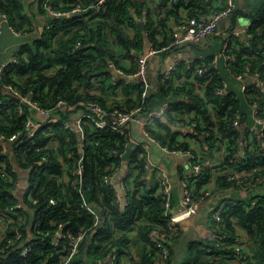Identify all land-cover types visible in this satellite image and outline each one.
Here are the masks:
<instances>
[{"label": "trees", "instance_id": "trees-1", "mask_svg": "<svg viewBox=\"0 0 264 264\" xmlns=\"http://www.w3.org/2000/svg\"><path fill=\"white\" fill-rule=\"evenodd\" d=\"M97 1L36 0L34 11L25 0H0V10L7 14L8 26L21 33L36 32L18 46L14 59L3 67L0 74V135L8 141L10 136L22 132L24 126V116L17 111L19 99L6 88L7 85H13L23 95H30L43 107L53 106L58 99H63L67 104V115L56 112L55 117L44 120L43 129L28 142L18 145L11 142L12 157L0 147V161L6 162L4 172L8 171V174L5 173L7 177L0 175V209L5 210L19 201L11 190L14 180L18 179L17 171H10L11 166H14L11 160L14 159L19 166L31 169L30 181L34 185V202H28L29 208H22L27 216V222L22 226L25 235L29 225L33 238L41 237L36 227L50 233L59 226L71 231L90 227L93 218L79 206L81 197L73 182L61 180L64 163H73L74 159L82 155L84 195L105 210L108 219L103 226L88 232L79 252L69 264H94L113 252L117 253L118 258L128 256L129 260L136 253V264H159L155 257L156 248L148 237L152 226L163 225L161 200L155 195L156 184L152 181L147 184L141 177H136L127 186L128 204L120 208L116 202V190L102 180L105 173L119 164L110 150L121 147L125 137L109 128H96L89 121L85 124L86 135L80 151L77 134L65 129L63 121L82 102L96 101L109 109L140 105L141 109L147 110L153 106V96L159 95L169 102V107L165 118L156 124L166 128V133L162 134L153 127L151 129L156 137L164 143L168 141L171 145L187 146L186 142H175L168 123L175 117L193 114L192 119L197 121V126L189 131L188 136L196 137L202 151L210 154L214 148L230 143L227 155L230 156L241 136V130L231 123L232 113L238 109L242 119L248 121L252 110L249 96L255 92L264 100V91L247 75L248 88L243 97H238L233 90L225 95H217L215 90L222 85V77L217 68L212 66L213 56L206 55L209 65L207 71L193 77L197 58H193L188 65L180 59L166 79L163 72L158 73L156 90L152 89L142 99L141 86L133 80L125 81L123 77L114 76L107 69V60L113 59L116 67L126 73L133 72L136 66L126 68L121 60H134L135 53L143 47L144 36L148 37L154 48L163 47L175 38L174 32L167 26L169 13L163 15L164 9L152 8L149 0H105L100 4V9L94 11L92 5ZM167 1L160 0L159 3L165 5ZM184 1H187L186 15L200 17L209 15L214 9L223 8L226 0H178L172 7H178L180 3L183 5ZM76 4L86 10L70 16H52L49 13V6L56 10H70ZM173 13L178 18L177 12ZM238 13L240 10L237 5L233 15ZM246 15L250 19L248 32L251 36H242V39L228 36L225 40L228 44L226 53L235 56V60H227L228 67L233 76L259 71L264 78V2L256 10L246 11ZM142 16L143 29L136 19ZM38 17L45 20L41 32L36 30ZM181 78L182 81L176 82ZM206 79L209 82L200 87L203 88L200 93L196 84ZM257 138L255 135L256 151H260L258 163L264 165V151L259 149ZM233 144L234 148H231ZM136 153V149H130L126 157L137 161L135 168L139 176L142 167L136 159ZM68 154L70 159L67 158ZM42 156L48 160L40 163ZM225 172L215 176L214 190L234 185V181L227 179ZM209 173L205 171L198 188ZM254 193L259 197L254 206H250L254 195L244 198L233 195L224 205L222 215L229 229L232 230L235 223L247 231L251 250L248 264H264V188L256 189ZM51 197L55 199V204L45 208ZM11 225L9 223L8 229H5L6 233H9ZM5 245V241H0V254H3L1 250ZM18 248V245L13 246L0 264H42L45 260L46 264H58L67 254L63 243L59 247L34 245L24 257L17 256L15 251ZM169 249L170 255L162 264H174L171 244ZM186 249L187 255L179 264H230L228 255L234 253L232 249L210 238L191 236L187 239Z\"/></svg>", "mask_w": 264, "mask_h": 264}, {"label": "built area", "instance_id": "built-area-1", "mask_svg": "<svg viewBox=\"0 0 264 264\" xmlns=\"http://www.w3.org/2000/svg\"><path fill=\"white\" fill-rule=\"evenodd\" d=\"M105 0H98L92 5L94 11L100 9V4ZM178 0H168L170 4L176 3ZM187 1L183 2L186 7ZM49 13L52 16L80 14L86 9L79 4L74 5L70 10H56L49 6ZM237 9V3L234 0H226L225 6L220 9H214L209 15L205 16H182L178 23L180 31L179 36L175 37L167 45L154 48L150 47L147 53L139 54L135 57L136 69L133 72L124 74L121 68L116 67L115 63L108 60L109 67L112 73L120 74L125 78V81H135L141 86V98L144 99L153 89L152 71L148 64V56L158 51L171 48L173 46L184 43H200L207 37H211L218 32V25L221 19L231 15ZM8 23V16L0 10V33L4 25ZM249 24L241 29L232 28L226 31L227 37L249 38L251 34L248 32ZM10 29L15 31L11 26ZM22 34L21 32H17ZM227 39V38H226ZM225 39V40H226ZM227 41L222 44L221 50L214 56L216 58L223 56L227 60H235V56L226 53ZM14 52L9 61L14 59ZM198 62L194 65L192 76L201 74L209 69L206 61V54L200 53L195 56ZM180 59L173 60L165 69L164 79L169 77ZM186 64H190L193 59H182ZM8 61V62H9ZM0 65V72L8 63ZM235 75V74H234ZM247 75L255 81L264 91V78L259 71L246 74H236L234 77L243 82L242 89L245 92L247 87ZM135 79V80H134ZM116 80L113 81L115 83ZM209 82L206 79L203 83L196 84L197 87H204ZM6 88L16 96L18 100L17 111L24 116V126L22 132L10 136V142L15 145L26 143L36 136L39 130L43 129V123L34 117V113H38L47 121L48 118L55 117L56 112H64L66 115L67 104L63 99H58L51 107L40 106L36 101L31 99L30 95H23L13 85H7ZM203 92V88L198 90ZM229 90L226 84L222 82L220 87H217L215 93L217 95H225ZM249 97L252 99V110L250 119L243 120L240 111L237 109L232 113L231 123L241 130V136L237 146L234 144L232 155L227 156L230 152V143H224L221 148H214L211 153H205L201 149L200 141L196 137L190 138L189 131H192L197 126V121L192 119V115H184L183 117H175L169 121V126L174 133L175 142H186L187 146L172 145L167 141L164 143L156 137L151 129L152 127L165 134L164 127L157 126V121L165 118L169 107V102L164 100L158 106H152L147 110L141 109V106L130 108H105L96 101H86L80 104L73 114L63 121V127L69 131H73L79 138V150L83 149V141L86 131L85 124L93 123L96 128H109L125 137V142L121 147H113L110 153L116 157L119 164L105 173L102 177L104 184L111 185L116 190V202L120 208H124L128 204L126 198V190L129 182H133L136 177L144 179L145 183L151 181L156 184L155 195L161 200V220L163 225H154L150 228L148 237L157 251V261L159 264L165 262L169 255V244L180 238L186 231L191 230L193 238H210L217 241L218 244L232 249L233 254L230 257V264H248L251 257L249 248L248 233L241 226L233 223V229H229L224 222L222 211L226 202L233 195L241 198L248 195H254L250 201V206H254L259 197L254 193L256 189L264 188V165L258 163L256 144L254 136H258V146L261 151H264V100L260 99L259 95L252 92ZM237 98V96H236ZM262 100L263 103H259ZM70 119H73L70 121ZM0 140L4 138L0 135ZM130 149H136V159L141 162L142 173L138 176L137 161H132V158L126 157ZM67 158L71 156L68 154ZM48 158L42 156L40 163L47 161ZM236 164L240 166H236ZM65 170L61 180L73 182L75 188L80 194L79 206L87 211L92 218V225L87 228H81L77 231L63 229L59 226L54 232H43L36 227V232L40 233L41 237L33 238L31 235V225L27 227L26 235L22 230L27 222V216L22 208H29L28 202L33 200L34 185L28 178L25 187L23 199L13 203L5 210L0 209V241H5L0 254V261L10 253L13 246L18 245V250L15 251L17 256L24 257L32 251L34 245H50L59 247L62 243L67 251L66 256L58 264H69L73 256L79 252L80 245L85 239V236L90 230L103 226L108 219V214L95 202H90L83 192V156L73 160V163L66 161L64 163ZM6 162L0 161V175L7 177L8 171L4 172ZM10 171L16 172V167L11 166ZM210 171L208 177L198 188L202 176L205 171ZM226 177L234 181V185L214 190L215 176L225 171ZM5 173L6 176H5ZM35 183V182H34ZM118 185V187H117ZM20 186V179L14 180V185L11 190L14 192ZM16 193V192H15ZM55 204V199L51 197L45 206ZM205 208L207 213L203 222L197 221L202 214V209ZM187 221V222H186ZM9 223L11 229L6 233ZM38 223L36 224V226ZM50 235V237H48ZM27 241V242H25ZM8 248V249H7ZM17 249V247H15ZM122 256L118 258L117 253H110L105 259L94 264H121ZM46 260L42 264H46Z\"/></svg>", "mask_w": 264, "mask_h": 264}, {"label": "crops", "instance_id": "crops-1", "mask_svg": "<svg viewBox=\"0 0 264 264\" xmlns=\"http://www.w3.org/2000/svg\"><path fill=\"white\" fill-rule=\"evenodd\" d=\"M35 1L36 0H25V2L27 4H29L31 9L34 11H36L35 4H34ZM159 1L160 0H149V4L152 8L158 7V9L159 8L164 9L165 14H163V15H166L167 13H169V15L166 19L167 24H168L167 26H168V28L170 27L172 29L175 37L179 36L180 31L178 29V23H179L180 18L182 16L186 15V9H185L184 5H182V3H180L178 7H172V4H170L168 1L165 5H163L162 3H159ZM235 1L239 7L240 13H238L236 16L231 14V15L220 20L219 25H218V32L210 37V39H211L210 44H208V41L206 39L203 40L202 42L198 43L199 47H197L193 44H189V43L185 44L184 43L181 45L173 46L171 48L158 51V52L148 56V64H149V67L152 71L153 90H156V88H157V75L158 74H156V73L162 72V70L165 69L173 60H175V59H186V58L193 59V58H195V56L199 55L200 53L206 54L208 56H213V58H214V56L221 50L222 44L225 42L226 31L231 27V25H233L235 23L233 28L241 29L242 27L246 26L247 24H250V19L246 15V11H249V10L254 11L264 2V0H235ZM175 11L178 14V18H176V16H175L176 13L175 14L173 13ZM136 19L139 22L144 23V16L138 17ZM38 22H39V24H38V27L36 30L41 32L42 26H43L45 20L43 17H38ZM35 33H36L35 31H31V32L23 31L22 34H18L15 31H13L12 29H10L8 25H4L2 32L0 33V65L8 62L9 59L14 54V52L18 50V46L21 43L27 41L29 39V37H33L35 35ZM206 45H208V46L205 49H201V46H206ZM150 47H152V42L148 39L147 36H144L143 47L140 51H137L135 53L134 60L130 61L129 59H123V60H121L122 61L121 64L124 65L126 68L132 69V66L133 67L136 66L135 57L139 54L147 53V50ZM220 59H222L223 67L230 74V76L233 77V79H235L239 82V85L237 82H235V84L230 86V84H228L229 83L228 80L226 81L223 79V76L221 75V73L218 70V61ZM110 61L115 63L114 60L111 58H110ZM212 66L215 67V69L217 68L218 72L220 73V75L222 77V81L226 84V87L228 90L235 91L237 93L238 97L244 96V92L242 89L243 82L240 81L239 79L235 78L231 74V71L228 67L227 59H225L223 56H219L216 58L215 62L214 61L212 62ZM107 69L110 72L112 71V69L109 67L108 62H107ZM0 74H1V72H0ZM124 74H126V72H124ZM155 74H156V77H155ZM114 76L123 77L120 74H114ZM179 81H182V78L180 80L178 79L176 82H179ZM0 86H1V84H0ZM230 87H232V88H230ZM164 100H165V98H162L159 95H155L152 98V104H153V106H158ZM73 112L74 111L70 112V116L73 114ZM34 117L37 120H39L40 122L44 121V117L41 116L40 114L36 113V112L34 113ZM72 120L73 119H70V121H72ZM0 147H2L3 150L5 152H7L9 154V156L12 157L13 149H12V143L10 141H6V140L1 141L0 140ZM11 162L16 167L17 176L20 179V186L16 189L15 192H16L18 199H23L24 194H25V187H26V184L28 182V178L30 179L31 169H26L24 167L19 166V164L14 159H12ZM182 238H183V235L171 243V245L173 246V249H174V251H173V259H174L173 263L174 264H179L187 255V249H186L187 248V241L186 242L181 241ZM134 257H136V253L130 257V260L128 259V256H127V258L122 256L123 260H122L121 264H136L137 259H134ZM155 257H157V255Z\"/></svg>", "mask_w": 264, "mask_h": 264}, {"label": "water", "instance_id": "water-1", "mask_svg": "<svg viewBox=\"0 0 264 264\" xmlns=\"http://www.w3.org/2000/svg\"><path fill=\"white\" fill-rule=\"evenodd\" d=\"M139 25H140L141 28L144 27L143 22H139ZM226 38H227V35H225V39H226ZM206 40L208 41V44H210V42H211V41H210V40H211L210 37H207ZM187 43H189V42H187ZM187 43H185V44H187ZM189 44H193V45L199 47L198 43H189ZM207 46H208V45H206V46H201V49H205ZM174 58H175V57H174ZM156 74H158V73H156ZM156 74H155V77H156ZM78 136H79V135H78ZM117 187H118V185H117ZM206 213H207V210H206L205 208H203V209H202V214H201L200 217L197 219V221L203 222V221L205 220V215H206ZM186 222H187V221H186ZM184 234H185V235H183V238H182L181 241L186 242L187 239L192 235V231H191V230H188V231H186Z\"/></svg>", "mask_w": 264, "mask_h": 264}, {"label": "rangeland", "instance_id": "rangeland-1", "mask_svg": "<svg viewBox=\"0 0 264 264\" xmlns=\"http://www.w3.org/2000/svg\"><path fill=\"white\" fill-rule=\"evenodd\" d=\"M218 70L221 73V75L223 76V79L226 80V81L228 80V82H229L228 84H230V86H232L233 84H235V82H237L238 85H239V82L237 80L233 79V77L230 76V74L223 67L222 59H220L218 61ZM230 88H232V87H230Z\"/></svg>", "mask_w": 264, "mask_h": 264}]
</instances>
